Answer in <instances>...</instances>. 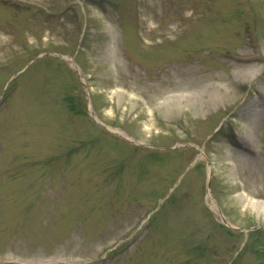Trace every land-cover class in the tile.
<instances>
[{"label": "rangeland", "instance_id": "374dc122", "mask_svg": "<svg viewBox=\"0 0 264 264\" xmlns=\"http://www.w3.org/2000/svg\"><path fill=\"white\" fill-rule=\"evenodd\" d=\"M259 245L264 0H0V264Z\"/></svg>", "mask_w": 264, "mask_h": 264}, {"label": "bare ground", "instance_id": "6f19581e", "mask_svg": "<svg viewBox=\"0 0 264 264\" xmlns=\"http://www.w3.org/2000/svg\"><path fill=\"white\" fill-rule=\"evenodd\" d=\"M175 73H177V70L175 69V71H174ZM156 89V87L154 88V90ZM155 92L157 93L158 92V90H155Z\"/></svg>", "mask_w": 264, "mask_h": 264}]
</instances>
